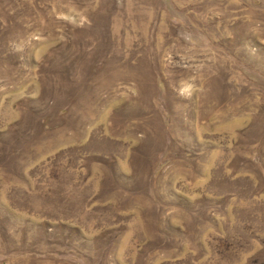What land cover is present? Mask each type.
Returning a JSON list of instances; mask_svg holds the SVG:
<instances>
[{
    "label": "rangeland",
    "instance_id": "rangeland-1",
    "mask_svg": "<svg viewBox=\"0 0 264 264\" xmlns=\"http://www.w3.org/2000/svg\"><path fill=\"white\" fill-rule=\"evenodd\" d=\"M0 264H264V0H0Z\"/></svg>",
    "mask_w": 264,
    "mask_h": 264
}]
</instances>
